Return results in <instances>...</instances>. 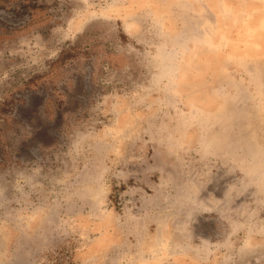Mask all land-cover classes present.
<instances>
[{"label":"rangeland","instance_id":"374dc122","mask_svg":"<svg viewBox=\"0 0 264 264\" xmlns=\"http://www.w3.org/2000/svg\"><path fill=\"white\" fill-rule=\"evenodd\" d=\"M0 264H264V0H0Z\"/></svg>","mask_w":264,"mask_h":264}]
</instances>
